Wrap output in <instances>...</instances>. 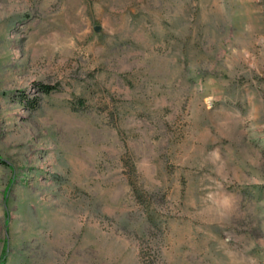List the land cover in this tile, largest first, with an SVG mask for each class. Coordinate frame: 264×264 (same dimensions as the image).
Segmentation results:
<instances>
[{
	"label": "rangeland",
	"instance_id": "374dc122",
	"mask_svg": "<svg viewBox=\"0 0 264 264\" xmlns=\"http://www.w3.org/2000/svg\"><path fill=\"white\" fill-rule=\"evenodd\" d=\"M0 157V264H264V0H0Z\"/></svg>",
	"mask_w": 264,
	"mask_h": 264
},
{
	"label": "trees",
	"instance_id": "16d2710c",
	"mask_svg": "<svg viewBox=\"0 0 264 264\" xmlns=\"http://www.w3.org/2000/svg\"><path fill=\"white\" fill-rule=\"evenodd\" d=\"M54 89H55V86H52V85H42V86L40 87V91H41L42 93H50V92H52ZM2 164H7V162H6L3 158L0 157V165H2Z\"/></svg>",
	"mask_w": 264,
	"mask_h": 264
}]
</instances>
